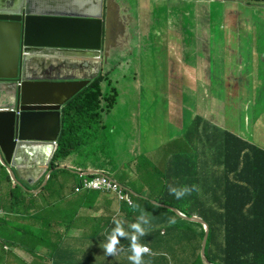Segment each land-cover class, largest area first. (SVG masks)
Returning a JSON list of instances; mask_svg holds the SVG:
<instances>
[{"label": "rangeland", "instance_id": "obj_1", "mask_svg": "<svg viewBox=\"0 0 264 264\" xmlns=\"http://www.w3.org/2000/svg\"><path fill=\"white\" fill-rule=\"evenodd\" d=\"M169 5L173 7L175 3L165 4V6ZM194 6H197L196 3ZM199 6L208 10L210 14L200 15L198 35L190 28L188 30L191 36L188 42L193 41L194 45L191 47V53L187 54L192 65L188 64L187 67L190 71L198 72L191 84H186V79L182 76L185 70L183 67L185 56H180L184 57L182 60L177 56V53L183 55L184 52L183 37L175 35L174 32L170 35L163 34L156 23L151 25V31L147 37H141L139 46L134 43L132 59L128 55L133 52V44L130 45L131 48H124L122 52L111 51L110 57L125 58V61H121L120 64L113 60L116 69L112 70L114 73L111 75V80L119 94L113 101L115 107L100 120V124H108L109 128L108 131L101 129L106 136L105 144H96L94 150L105 145L107 151L119 154L122 148L121 140H123L126 149L133 154V156L128 155L129 160L138 155L157 160L161 156L160 147L169 144V141L183 130L181 127L184 125L185 116L184 112L179 111L178 108H194L192 112L194 114H201L198 110H208L209 120L219 125L220 130L244 129L245 138L250 139L253 135L254 139L264 142V3L254 4L243 0L223 3L221 0H213L203 2ZM137 11L139 10L136 0L111 1L110 15L126 20L132 26L135 25ZM153 11L154 14L150 15L153 20L166 19L164 6L153 7ZM226 14L238 16L243 26V30H240L241 36L238 35L240 32L237 29L235 31L232 29L230 23L234 20L231 21L230 17L226 20ZM107 16L108 13L106 18ZM186 19L188 24L192 22L190 17ZM119 27L122 34L125 33L126 26L122 20ZM148 40L154 45L148 43ZM180 47H182L181 52ZM51 60H39L35 62V65H52ZM253 63L256 66L253 67ZM207 65L209 71L205 72L204 68ZM240 70L242 76H238ZM227 71L237 78L228 80L224 77ZM59 75L62 74L59 73ZM110 86L109 83L107 87L110 88ZM1 94H7V90L4 89ZM206 114L207 111H204L202 115ZM260 115L261 124L255 125V120ZM222 124L224 126H221ZM118 161L119 157L113 158L114 163ZM110 169L112 171V168ZM68 170V173L59 176V182L55 185L65 194L72 191L76 182L75 174L69 168ZM6 174L10 177L12 184H16L0 162V194L5 191L4 204L10 209V204L7 202L10 183L6 181ZM162 192L163 189L160 188L157 196L160 197ZM47 199L48 202L44 207L46 213L43 215L58 218L61 210L60 205L59 207L55 205L58 200L46 197L45 200ZM181 207L184 206L177 204V208ZM184 209L187 212L190 210L188 206ZM65 212L70 213V210ZM152 216L156 219L154 215ZM41 218V213L36 211L34 218L28 222L22 219L20 221L11 219L15 234L18 236L25 234L27 224L33 220L40 222ZM175 223L181 228L185 226V222L180 219H177ZM168 225L173 224L158 225V229L164 230ZM195 227L200 229L198 226ZM0 238L3 239L0 240V264H4L3 258L7 253L16 256L13 251L15 246L8 244L12 238L1 230ZM179 241L182 244L178 243ZM3 245L9 248V252L3 249ZM193 253L188 244V238H184L176 241L168 250L166 247L158 249L155 259L159 262L167 259L169 264H190L193 261ZM200 256L206 264L201 250Z\"/></svg>", "mask_w": 264, "mask_h": 264}, {"label": "trees", "instance_id": "obj_2", "mask_svg": "<svg viewBox=\"0 0 264 264\" xmlns=\"http://www.w3.org/2000/svg\"><path fill=\"white\" fill-rule=\"evenodd\" d=\"M254 1L264 3V0H251ZM197 31L195 26L194 32ZM190 38V35L184 38L187 47L194 45L193 41L188 42ZM107 53L110 55L111 50L108 49ZM104 65L105 60L99 77L63 107L56 150L48 165L50 175L44 184L43 178L36 185V188H39L43 184L40 192H51L52 186L59 182V176L68 173L66 166L57 168L58 162L80 154L82 148L105 144L106 136L101 129L108 131L109 128L100 124V120L113 109V101L119 93L112 87V70L109 64L106 66L105 74ZM109 83L110 88L107 87ZM183 139L182 135L180 138L170 140L169 144H164L160 148L161 156L157 160L138 155L121 166L112 159L108 166L115 173V179L131 190L134 199L132 207L126 204L123 207L126 213L125 220L128 223H135L143 212L150 221L145 226L148 235L141 238V243L149 246L154 253L152 256H145L146 264H169L164 257L160 262L155 259L158 249L166 247L168 250L176 241L184 238H188L190 249L194 252L190 264H204L200 256L205 236L201 224L185 220L171 209L154 204L153 201L175 209L177 204L188 206L190 209L188 212L184 207L177 209L187 217L198 216L208 224L210 232L205 255L211 263L264 264V149L229 131L220 130L219 155L212 160L214 166L208 167L197 163L195 157L184 148V144H181ZM100 149L115 157L113 151L106 150L105 145ZM171 159L176 161L172 162ZM6 181L12 183L8 174ZM169 185L177 188L184 186L195 188L189 195L177 199L170 194ZM160 188L163 192L158 197ZM23 189L22 186L14 184L13 189L8 190L9 195L14 196L23 192ZM92 192L100 195L99 192ZM68 209L70 213L65 212ZM68 209L60 210V215H63L65 220L71 217L72 210ZM152 215L156 219H153ZM172 219L184 221L185 226L181 228L179 224L172 223L173 225H168L164 230L158 229V225L163 226ZM122 223L125 230L131 232L128 225L123 221ZM114 226L113 222L107 224V236ZM178 243L182 244L180 241ZM129 245L128 239L120 240L119 247L123 249L122 253L130 255Z\"/></svg>", "mask_w": 264, "mask_h": 264}, {"label": "water", "instance_id": "obj_3", "mask_svg": "<svg viewBox=\"0 0 264 264\" xmlns=\"http://www.w3.org/2000/svg\"><path fill=\"white\" fill-rule=\"evenodd\" d=\"M111 1L104 10L105 0H0V85L15 94L14 104L0 107V162L18 186L48 179L62 109L99 77L103 47L107 57L116 43L111 34L120 18L110 15ZM51 59L57 60L35 65ZM166 207L203 226L201 254L212 264L205 255L208 224Z\"/></svg>", "mask_w": 264, "mask_h": 264}, {"label": "crops", "instance_id": "obj_4", "mask_svg": "<svg viewBox=\"0 0 264 264\" xmlns=\"http://www.w3.org/2000/svg\"><path fill=\"white\" fill-rule=\"evenodd\" d=\"M85 5L91 3L93 0H84ZM138 3V13L135 20V25L132 26L130 22L126 20L122 21L126 25L124 36L119 35L118 44L113 51H123L124 48H131L133 44V52L128 55L130 59L134 57V43L139 46L141 37H147L150 33V27L152 24H157L160 27V31L165 35H170L174 32L175 35H179L185 38L190 35L189 28L195 31V26L198 31L200 28V15L208 16L210 12L204 8H200V4L203 2H210L213 0H136ZM231 0H221L223 3H228ZM254 4H263L259 2H251V0H243ZM169 2H174L173 7L165 6ZM196 3V7L194 4ZM162 5L165 7V18H155L153 20L150 15L154 14L153 7ZM189 6V7H188ZM229 7L227 8V11ZM89 12L90 9L88 8ZM195 12V13H194ZM206 12V14H204ZM106 14V11H105ZM190 17L192 22L187 23V19ZM226 20L230 17V20L234 22L230 23V26L235 31L240 32L243 30V26L237 15H225ZM198 31L196 34L198 35ZM241 36V32L238 33ZM137 37V38H136ZM148 43L153 42L148 40ZM183 45V55L177 53V56L182 60L184 59V72L182 76L186 79V84H191L198 75L197 70L190 71L187 67L188 64L192 65L191 60L187 58V54L191 53V46L187 47ZM182 47H180V52ZM198 52V51H196ZM114 56H107V62L109 61V68L115 70L114 63L116 60L121 64V57L114 58ZM57 59L51 60L53 63ZM172 63V62H171ZM256 64L253 63V67ZM171 67V64H170ZM242 69V68H241ZM205 72L209 71L208 65L204 68ZM114 73V72H112ZM116 73V72H115ZM208 74V73H207ZM238 76H242L241 70ZM228 80H234L237 78L234 74L227 71L224 74ZM3 88V89H2ZM7 90V94L2 95L3 90ZM183 93V92H182ZM186 93V90H185ZM14 93L9 91L6 87L0 85V106H10L14 99ZM115 107V106H114ZM113 107V108H114ZM179 111L184 112L185 119L184 125L181 127L183 130L173 139L184 136L183 142L184 148L193 155L199 165L205 164L208 167L214 166L212 163L213 158H218V147L220 144V126L209 120L208 110H198L201 114H194V108H178ZM204 111H207L206 115H202ZM255 125L261 124V115L255 120ZM107 125L108 124H104ZM221 126H224L223 124ZM244 129H228L227 131L235 134L236 136L247 140L255 146L264 149V142L260 139H254L253 135L250 139L244 137ZM241 131V132H240ZM240 132V133H239ZM167 138V137H166ZM125 140V138H124ZM121 153L114 156L106 154L100 148L94 150L92 148H82L80 154L74 155L70 158L58 162V166H66L72 170L75 174L76 182L71 192L65 194L62 189H58L54 186L51 192H46L41 188H36V185L44 178L42 176L33 185L22 184L23 192L17 193L14 196L9 195L8 204L10 209L4 204V193L0 194V230L2 233L12 238L8 244L14 245L13 251L16 256L7 253L3 258L4 264H124L130 262L128 255L122 253V251L116 256L105 255L104 249L101 247L103 243H106L107 237V224H111L115 219H119L125 222L129 229L133 223H128L125 220L126 213L123 210L124 205L127 203L121 201L112 193L101 192L100 195H96L92 191H83L76 193L74 191L75 185L79 182L80 174H85L92 171H106L111 172L108 167L112 163V159L119 157V161L116 163L118 166L130 161L128 155L131 154L126 149V145L121 140ZM81 156V157H80ZM174 162L176 160L171 159ZM48 169V167H47ZM46 169V171H47ZM45 179V178H44ZM44 181V180H43ZM47 181V180H46ZM62 181V180H60ZM12 183L9 185V190L13 189ZM32 186V187H29ZM10 193V192H9ZM48 198L57 199L55 203L57 207H61V210L70 208L71 217L67 220L63 215H59L58 218H52L44 211V207L48 202ZM69 210V209H68ZM36 211L41 213L40 222L33 220L27 224V231L23 235L15 234V227L11 223V219H20L31 221L34 218ZM202 219V218H201ZM203 220V219H202ZM0 240H3L0 238ZM123 240V238H122ZM141 242V240H140ZM9 252V248L3 245V249ZM145 259V257H144ZM196 259V257H195ZM194 259V260H195ZM146 261V260H145Z\"/></svg>", "mask_w": 264, "mask_h": 264}, {"label": "clouds", "instance_id": "obj_5", "mask_svg": "<svg viewBox=\"0 0 264 264\" xmlns=\"http://www.w3.org/2000/svg\"><path fill=\"white\" fill-rule=\"evenodd\" d=\"M106 1L107 0H105L104 10H105V6H106ZM120 20H122V19L120 18ZM115 27L117 28L118 33H115V34L112 33L111 34V35H116L117 34L116 35L117 38H116L115 45H112L111 43L109 45L111 51H113L116 48V44H118L119 35L120 36H124V33L122 34L120 27L119 26H115ZM103 60H105L104 47H103ZM107 63L108 62L106 61L105 65H104L105 68L107 66ZM119 67H120V64L117 66L118 70H119ZM105 68H104V73H106L105 72ZM111 82H112V84H114L113 81H111ZM112 87H113V85H112ZM95 172H97V173L95 174ZM101 174L107 175L111 180L117 182L120 186H122L124 191H125V193H127L131 197V199L133 201V205H134V199H133V196L131 195V190L126 188V187H124L118 180L115 179V177H114L115 173L114 172L111 173V172H106V171H92V172L90 171V172L85 173V174H80L79 181L81 180V178L84 175H85V177L93 178V177L101 175ZM194 188H195V186H193L191 188L188 187V186H184L182 188H177V187L169 185V192H170V194L174 195L177 199H181L184 196L189 195L194 190ZM85 191H87V190H85ZM88 191H95V190H88ZM81 192H83V191H81ZM95 192L101 193L103 191H95ZM107 193H112V192H107ZM112 194H114V193H112ZM127 206H129V205L127 204ZM132 206H129V207H132ZM160 206H161V204H160ZM163 207H166V206H163ZM177 211H179V210H177ZM182 214H184V213H182ZM179 217H181V216H179ZM113 223L115 225L114 228L111 230V232L106 237V243H103L102 246H101L104 249L105 255H107V256H116V255H118L121 251H123V249L121 247H119L120 240L122 238L123 239H128L130 241V245H129V249H128V251L130 252V255H128V260L131 262V264H146V261H145L144 257L146 255L147 256H152V255H154V253H152V251L149 248V246H147L146 244H142L140 242L142 237L148 235V229L145 226L148 225L150 223V221H149L148 218H146L145 214L142 212L141 215L138 217L137 222L132 223L130 225L131 232H128V231L125 230L124 225H123L121 220L115 219L113 221ZM170 223H175V220L174 219L170 220Z\"/></svg>", "mask_w": 264, "mask_h": 264}, {"label": "built area", "instance_id": "obj_6", "mask_svg": "<svg viewBox=\"0 0 264 264\" xmlns=\"http://www.w3.org/2000/svg\"><path fill=\"white\" fill-rule=\"evenodd\" d=\"M75 192L79 193L85 190H95L114 193L119 200L125 201L129 206L133 205L131 197L125 193L122 186L111 180L107 175H98L93 178L82 177L75 185Z\"/></svg>", "mask_w": 264, "mask_h": 264}, {"label": "flooded vegetation", "instance_id": "obj_7", "mask_svg": "<svg viewBox=\"0 0 264 264\" xmlns=\"http://www.w3.org/2000/svg\"><path fill=\"white\" fill-rule=\"evenodd\" d=\"M104 18H105V15H104ZM112 33H113V34L118 33V30H117L116 27L113 29V32H112Z\"/></svg>", "mask_w": 264, "mask_h": 264}, {"label": "bare ground", "instance_id": "obj_8", "mask_svg": "<svg viewBox=\"0 0 264 264\" xmlns=\"http://www.w3.org/2000/svg\"><path fill=\"white\" fill-rule=\"evenodd\" d=\"M12 101H13V103H14V101H15V96H14V99L12 98ZM13 103H12V104H13Z\"/></svg>", "mask_w": 264, "mask_h": 264}]
</instances>
